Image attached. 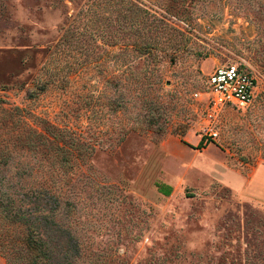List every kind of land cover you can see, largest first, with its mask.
Wrapping results in <instances>:
<instances>
[{
  "label": "rangeland",
  "instance_id": "obj_1",
  "mask_svg": "<svg viewBox=\"0 0 264 264\" xmlns=\"http://www.w3.org/2000/svg\"><path fill=\"white\" fill-rule=\"evenodd\" d=\"M235 63L259 85L213 140L206 79ZM258 163L264 0H0V196L55 200L53 264H264ZM24 233L0 217V264Z\"/></svg>",
  "mask_w": 264,
  "mask_h": 264
},
{
  "label": "trees",
  "instance_id": "obj_2",
  "mask_svg": "<svg viewBox=\"0 0 264 264\" xmlns=\"http://www.w3.org/2000/svg\"><path fill=\"white\" fill-rule=\"evenodd\" d=\"M160 191L165 195L169 193V189ZM48 199L42 191L30 186L19 187L16 194L0 196V217L24 226L22 246L30 253L27 264H53L55 250L48 239L51 230L41 225L42 222L37 218L40 215L45 223L50 220L53 227L57 203L54 199L50 202Z\"/></svg>",
  "mask_w": 264,
  "mask_h": 264
},
{
  "label": "built area",
  "instance_id": "obj_3",
  "mask_svg": "<svg viewBox=\"0 0 264 264\" xmlns=\"http://www.w3.org/2000/svg\"><path fill=\"white\" fill-rule=\"evenodd\" d=\"M207 137L218 138L217 116L225 108L247 109L254 101L258 80L250 66L242 63L219 65L212 69L206 79Z\"/></svg>",
  "mask_w": 264,
  "mask_h": 264
},
{
  "label": "crops",
  "instance_id": "obj_4",
  "mask_svg": "<svg viewBox=\"0 0 264 264\" xmlns=\"http://www.w3.org/2000/svg\"><path fill=\"white\" fill-rule=\"evenodd\" d=\"M249 177H251V182L258 181L262 184L264 182V163H258L249 174ZM262 196L264 197L263 193Z\"/></svg>",
  "mask_w": 264,
  "mask_h": 264
}]
</instances>
